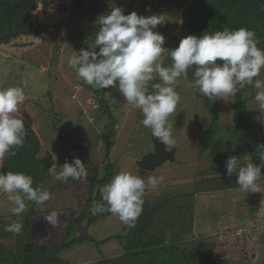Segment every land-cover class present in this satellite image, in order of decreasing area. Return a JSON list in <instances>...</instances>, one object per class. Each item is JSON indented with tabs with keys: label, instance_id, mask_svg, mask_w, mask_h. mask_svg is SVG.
Wrapping results in <instances>:
<instances>
[{
	"label": "rangeland",
	"instance_id": "1",
	"mask_svg": "<svg viewBox=\"0 0 264 264\" xmlns=\"http://www.w3.org/2000/svg\"><path fill=\"white\" fill-rule=\"evenodd\" d=\"M162 1L82 0V7H77L72 0H52L46 13L42 10L36 12L38 24L46 28L44 32L42 30V34L18 40L16 44L0 46V90L8 87L23 89L25 101L16 113L18 118L30 121L31 116L38 118L47 114L49 119L44 129L47 137H44L42 146L55 155L56 165L70 163V157H66L65 153L81 146L90 152L95 164L100 166V178L105 176L106 164L114 163V174L105 184L119 172L128 171L145 179L144 200H155L168 193L174 201V208L177 204L180 206V212L173 218L166 215V224L164 220L161 223L159 220L153 227V233L164 234L167 238L175 235L189 238V243L201 239L210 241L218 237V245L213 251L217 259L228 260L229 264H251V260L252 264H264V177L260 180V192L246 193L235 189L209 192L203 183L196 186L197 181L206 179L209 174L208 178H211L213 173L210 172L211 166L213 167L212 159L208 156L211 148L204 149L208 141H203L198 134V124L207 126L212 117L207 112V103L198 96L192 83L185 79L173 85L180 101L175 112L168 117L174 143L167 145V148L177 149L176 160L174 163L166 162L146 175L140 173L138 162L151 153L154 146L150 129L142 124V112L125 102L118 85L95 89L78 80L75 72L68 66V60L74 51L78 53L80 49L87 48L86 41L94 40L98 31V17L108 14L112 7L122 8L125 15L136 12L147 17L159 16L162 23L154 31L165 37L166 49H174L181 37L183 8H174ZM186 2L190 3L191 0ZM168 56L167 52L162 54V66ZM258 78L264 80V69ZM158 82L160 81L156 77L149 82L148 87L152 89V85ZM77 85H80L79 89L75 88ZM256 91L251 85L246 86L243 98L246 100L250 134L262 145L264 110L259 108L254 99ZM74 95L76 99H73ZM100 100H105L106 104L102 105ZM216 101L221 128L216 135L227 144L235 142L237 147L239 134L232 130L235 96L229 95ZM95 105L97 108H94ZM105 107L110 110L109 113ZM50 140L56 143L55 147ZM109 142L111 150L110 157L107 158ZM42 153L44 154L43 149ZM228 158L227 155L226 159ZM250 159L245 156L243 159L239 158V162L246 165L251 162ZM147 177H156L159 183L148 184ZM55 180L52 182L56 183ZM71 182L64 184L69 190L58 191L59 193H56V183L53 186L55 193L50 196L48 203L26 201L23 213L37 212L29 230L30 241L33 243L47 247L61 243L67 224L80 214L87 204L91 190L95 198L102 187L99 183L92 186L90 175L76 183ZM206 185L212 188L209 184ZM12 207L7 195L0 193L2 233L6 231L3 225L13 222L10 217L14 215L10 211ZM53 211L57 213L55 226L44 219ZM128 232L127 226L113 214L99 219L93 225L83 222L76 227L73 238L84 240L64 250L59 258L62 264H95L102 258L117 259L124 253L122 243L109 238L126 235ZM1 240L4 239L0 238Z\"/></svg>",
	"mask_w": 264,
	"mask_h": 264
},
{
	"label": "clouds",
	"instance_id": "2",
	"mask_svg": "<svg viewBox=\"0 0 264 264\" xmlns=\"http://www.w3.org/2000/svg\"><path fill=\"white\" fill-rule=\"evenodd\" d=\"M96 23L98 31L94 40L86 41L87 48L78 53L74 51L68 66L78 80L95 89L118 85L125 102L142 112L143 126L150 129L151 136L160 143H174L168 117L175 112L180 96L173 85L178 79L187 78L188 69L193 66L192 86L209 101L236 95L240 89L251 85L257 90L255 101L264 110V80L258 78L264 69V49L257 46L254 31L239 28L199 37L189 35L180 41L178 48L169 50L164 47L165 37L154 31L162 23L157 15L145 17L136 12L125 15L122 8L112 7L108 14L100 15ZM165 52L170 55V67L160 62ZM156 77L160 82L153 84V91L149 92L148 84ZM24 101L25 93L20 87L0 90V159L15 157L17 150L23 147L27 132L25 121L16 113ZM257 150L259 164L241 165L236 156L225 161L227 175L232 177L235 173L236 183L246 193L260 192L257 181L264 169V144ZM48 171L62 182L87 176L85 163L79 157L62 166L53 163ZM147 183L156 185L159 181L156 177H147ZM145 189L144 178L121 171L100 188L105 203L94 204L92 212L94 215L109 212L123 224L134 227L143 212ZM0 193L7 195L13 205L10 211L16 216L25 211L26 201L43 204L50 199L48 191L40 185L33 187V178L22 172H0ZM44 219L55 226L57 213L53 211ZM21 228L22 224L15 222L6 230L19 234Z\"/></svg>",
	"mask_w": 264,
	"mask_h": 264
},
{
	"label": "trees",
	"instance_id": "3",
	"mask_svg": "<svg viewBox=\"0 0 264 264\" xmlns=\"http://www.w3.org/2000/svg\"><path fill=\"white\" fill-rule=\"evenodd\" d=\"M72 1L77 7H82V0ZM186 1H162L163 4H168L174 8H183L181 37L174 49L178 48L180 41L189 35L199 37L203 34H213L224 29L231 31L239 28L254 31L258 41L257 46L264 49V0H191L190 3ZM51 2L52 0H0V46L16 44L18 40L22 41L24 38L42 34L46 28L38 24L36 12L42 10L46 13L51 7ZM171 63L169 55L163 66L170 67ZM194 71L195 67H190L187 78H180L178 81L187 79L193 84ZM89 88L91 87L89 86ZM245 89L246 86L234 95L236 104L232 130L239 134V145L237 147L235 142L227 144L216 135V132L221 129L219 128L220 118L217 101H209L207 97L199 94L196 89L198 96L207 103V112L212 117L211 122L207 126L198 124L200 138L203 141H208V145L204 149L208 150L211 148L208 156L212 159L213 164V167L211 166L210 168V172L214 173L211 174L212 177L208 178L210 177L209 174L206 179L196 183V186L201 183L205 184L203 186L208 189L206 191L226 192L231 189L240 190L239 185L236 183V174L234 173L232 177L227 175L225 154L229 157L236 156L242 159L245 156L246 158L250 157L252 163H260L257 150L260 144L253 139L248 127L246 100L243 98ZM148 90L149 92L153 91L150 87H148ZM100 103L105 105L106 101L100 100ZM106 110L107 113L110 112L108 108ZM22 119L25 121L27 131L23 147L17 150L15 157L1 159L0 172L7 173L12 171L30 175L33 178V187L42 186L43 190L50 193V196L55 193V190H53L55 187L53 186L56 183H58L56 193L62 190H69L68 186L64 184L69 181H72L71 184L76 183L79 180H72L71 178L67 182L55 180V175L48 171V168L55 163V155L50 150H46L44 154L42 153V138L47 137L44 129L49 117L46 114L38 118L31 116L30 121L25 118ZM51 141L54 143L53 140ZM74 150V148L69 149L65 155L68 158L70 157V163L76 157H79L85 163L87 175L91 176L92 186H96L97 183L103 186L112 178L115 168L114 163L109 162L106 164L105 176L100 178V166L95 164L90 152L81 146L75 150L76 153ZM110 150L111 142L107 145V158L110 157ZM263 177L264 169H262L261 178L257 181L259 186ZM52 180H55L56 183H53ZM206 183L212 188H208ZM92 195L93 190H91L87 204L81 209L80 214L67 224L64 240L54 247L40 246L30 241L29 230L37 217V212L29 211L19 216L11 215L12 223L20 222L22 228L19 234H9L6 227L11 224L3 225L6 231L0 232V238L4 239L0 241V264H62L59 258L60 254L84 240L83 238H73L76 227L83 222L93 225L99 219L111 215L109 212L93 214V205L98 202H105L102 200L101 193H98L95 198ZM185 195L187 194L185 193ZM48 202H50V199L46 203ZM173 204L174 201L168 193L155 200H144L143 212L135 222V226L129 227L126 225L129 231L128 234L115 235L109 238V240L116 239L121 241L124 250L123 255L114 260L102 258L95 264H229L228 260L215 257V252L213 251L215 246L218 245L216 240L218 237L213 238L214 241L201 239L189 243V238H182L178 235L173 236V238H167L164 234L153 233V227L159 220L160 223L164 220L166 224L168 221L166 215L173 218L180 212V206L177 204L174 208ZM250 263L252 264V260Z\"/></svg>",
	"mask_w": 264,
	"mask_h": 264
},
{
	"label": "water",
	"instance_id": "4",
	"mask_svg": "<svg viewBox=\"0 0 264 264\" xmlns=\"http://www.w3.org/2000/svg\"><path fill=\"white\" fill-rule=\"evenodd\" d=\"M154 149L151 153L145 155L139 162L138 168L141 173L153 172L166 162H174L177 149L169 150L167 145L160 143L151 136ZM227 158V155L225 156Z\"/></svg>",
	"mask_w": 264,
	"mask_h": 264
},
{
	"label": "crops",
	"instance_id": "5",
	"mask_svg": "<svg viewBox=\"0 0 264 264\" xmlns=\"http://www.w3.org/2000/svg\"><path fill=\"white\" fill-rule=\"evenodd\" d=\"M36 130H37V127H36ZM38 134H40V133L38 132ZM50 141H51V140H50ZM42 144H43V138H42ZM55 144H56V143H52V141H51V145H53V146L55 147ZM42 149H43L44 152H46V150H48V149H44L43 146H42ZM50 151H51V150H50ZM51 152H52V151H51Z\"/></svg>",
	"mask_w": 264,
	"mask_h": 264
},
{
	"label": "built area",
	"instance_id": "6",
	"mask_svg": "<svg viewBox=\"0 0 264 264\" xmlns=\"http://www.w3.org/2000/svg\"><path fill=\"white\" fill-rule=\"evenodd\" d=\"M76 89H79V87L75 86ZM94 108H97V105L94 106Z\"/></svg>",
	"mask_w": 264,
	"mask_h": 264
},
{
	"label": "flooded vegetation",
	"instance_id": "7",
	"mask_svg": "<svg viewBox=\"0 0 264 264\" xmlns=\"http://www.w3.org/2000/svg\"><path fill=\"white\" fill-rule=\"evenodd\" d=\"M140 173H141V171H140ZM149 173V172H148ZM146 175H147V173H146Z\"/></svg>",
	"mask_w": 264,
	"mask_h": 264
}]
</instances>
